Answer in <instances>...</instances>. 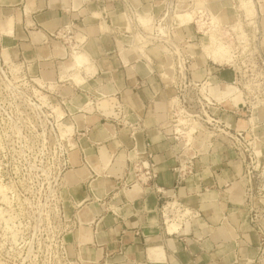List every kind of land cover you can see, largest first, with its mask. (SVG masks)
Returning <instances> with one entry per match:
<instances>
[{
    "label": "crops",
    "instance_id": "obj_1",
    "mask_svg": "<svg viewBox=\"0 0 264 264\" xmlns=\"http://www.w3.org/2000/svg\"><path fill=\"white\" fill-rule=\"evenodd\" d=\"M127 1L135 12L154 19L162 5V0ZM252 1L264 32V0ZM235 2L207 0L208 9L227 24L235 20ZM0 18L5 31L10 26L13 30L7 38L8 57L24 60L36 79L58 84L63 73L75 75L82 69V84L67 80L69 86L60 88L70 99L78 135L70 156L72 168L65 175L68 216L74 224L69 242L76 264H260L252 213L246 202L243 205L238 183L245 167L237 151L214 140L207 152L199 143L210 144V140L200 136L195 142L199 150L195 171L179 182L174 169L191 152L184 153L169 138V105L176 91L163 73L170 72L173 58L156 53L150 61L140 54L134 46L139 28L126 30L122 0H0ZM189 25L180 26L174 36L183 44L192 78L203 81L210 70L215 98L230 99L223 104L228 112L223 118L233 130L258 137L262 170L264 107L255 113L254 126L246 114L234 112V104L241 101L227 95L233 91L234 73L209 69V61L192 52L186 40L195 44L199 39ZM114 95L124 106L123 114L113 107ZM101 101L107 108L97 109L106 118L94 107ZM123 116L139 128L118 123ZM134 149L142 160L153 154L155 185L164 188V196L135 183L127 169ZM263 184V179H254L255 193ZM170 198L194 214L174 233L167 230L161 212ZM261 200L263 205H255L259 211L264 206Z\"/></svg>",
    "mask_w": 264,
    "mask_h": 264
},
{
    "label": "rangeland",
    "instance_id": "obj_2",
    "mask_svg": "<svg viewBox=\"0 0 264 264\" xmlns=\"http://www.w3.org/2000/svg\"><path fill=\"white\" fill-rule=\"evenodd\" d=\"M193 1H187L189 5L194 3L191 9L185 12L176 11L173 16L168 14L169 16L163 18L168 0H162L159 12L154 15L155 19L151 16L145 23L135 10L126 14V30L133 32L132 27L140 24L150 37L158 34V39H162V42L154 44L141 36L140 31L135 30L134 46L145 59L151 61L156 53H171L167 46L171 42L165 37L164 28L174 22L175 27L179 26L178 16L187 14L190 21L185 25L192 22L190 29L196 30L198 11L211 12L207 0ZM123 2L127 3V0ZM239 2L240 4H232L235 16L233 23L236 22L237 9L245 13L240 6L241 0ZM212 14L218 17L212 18L213 20L222 19L219 15ZM222 21L227 24L224 19ZM243 22L240 21L239 24ZM159 26L161 33L156 31ZM178 30L179 27L175 29V34ZM12 34V26L5 31L0 18V264H76L77 260L69 242L74 226L68 216L65 175L72 168L70 156L77 148L75 136L78 135L73 125L74 113L70 110V99L61 91L64 86H69L67 80L78 85L84 82L79 73L82 69L78 68L75 75L68 76L63 73L58 84H47L36 79L24 60L8 57L11 50L8 49L7 38ZM196 38L199 41L195 44V40L190 42V47L200 58L208 57L217 61V64H223L224 60L230 62L226 50L220 46L214 48L208 36L197 34ZM202 42L203 47L200 45ZM147 47L151 49L147 51ZM218 49L221 53L214 59L213 52ZM77 53L78 50L73 52V57ZM174 64L173 59L169 67ZM181 64L182 61L180 66ZM220 69L229 68L223 66ZM190 72L193 74V71ZM169 84L171 85L170 81ZM227 95L241 97L234 90ZM227 95L225 99L229 98ZM89 104L92 108V103ZM94 107L107 108L106 102ZM170 203L176 204V201Z\"/></svg>",
    "mask_w": 264,
    "mask_h": 264
},
{
    "label": "built area",
    "instance_id": "obj_3",
    "mask_svg": "<svg viewBox=\"0 0 264 264\" xmlns=\"http://www.w3.org/2000/svg\"><path fill=\"white\" fill-rule=\"evenodd\" d=\"M239 1L240 0H236V2L240 4ZM125 5V13L128 14V8H133L128 3V1L125 3ZM237 11L238 14H236L235 23L224 24L221 19V32L219 36L220 40L233 51V60L229 63L227 60H224L223 64L220 65L214 63V61L208 57L207 59L209 63H211L209 69L215 68L216 66L219 68L226 66L232 70L234 73V78L231 82V86L236 88L237 92L241 94L240 105L237 106L233 103L235 105L234 112L236 114H246L248 120H250L252 122V126H254L255 113L260 108L264 107V53L262 50V44L264 43V32L261 28L260 15L258 13L255 17L257 24L251 25L248 24L246 20L244 21V14L238 9ZM206 19H208V17H206ZM240 21H244L243 24H239ZM195 25L197 27L196 34H202V36H208V38H210V34L207 35L204 33V31L199 30L198 24L196 22ZM234 26L238 28L242 27V31L241 29L237 30L238 28L234 29ZM177 27L180 26H176V28ZM204 30L208 31L209 29ZM186 42L189 43L191 41L186 40ZM200 45L202 46V43H200ZM179 75L180 72H177L175 74L176 80L173 78L172 81H170V86L174 87L176 94L171 98L169 105L168 116L170 119V126L172 128V134L169 136V138L172 137L171 139L176 141L181 146V149L184 153L186 150L191 152V155L188 156L184 162L179 161L178 165L174 169L178 173L179 182L194 173L195 160L199 156V150L195 149L193 146V141L189 142V136L187 134V132L193 126H195V128L198 127L192 135V138H195L194 140L204 134L210 137V147L208 148L207 152L212 150L211 143L214 140L223 141L227 146L236 150L240 159L244 163V175L249 176V174L254 172L252 183L247 189L249 197L246 203L250 209V212L252 213L253 230L257 234L259 240V249L261 251L259 263L261 264L264 260V206L262 211H259V209L255 208V205L257 203L263 205L261 198H264V184L261 186L260 190L257 191V193H255L253 187V181L255 178H261L264 182V168L261 170L259 165V168L256 170L254 166L255 163L260 159L256 151L258 137L254 136L253 134L248 136L245 132L233 130L223 118V115L228 113L223 108L225 101L219 103L214 100L208 93L209 91H207L206 87L204 86L207 83H212V73L210 70H208V75L203 81L194 80L191 76L190 70L186 72L184 79H181ZM111 98L114 103L113 107L118 113L123 114L124 106L119 103L117 95H114ZM99 112L102 114V116H104V118H106L104 111ZM72 118L74 117L72 116ZM181 120L183 121L182 123ZM117 122L123 126L127 125L134 130L139 128L138 126L133 127L134 125L130 124L125 119V116H123ZM182 144H184V146ZM133 152L137 153L136 158L131 159L129 154L127 169L130 173L134 174L136 181L135 183L148 188L150 191L155 190L157 193L164 196V188H160L155 185V180L158 178V174L154 171L155 164L153 162V154L147 153V159L142 160L140 158L141 154L136 149H134ZM175 201L178 203V208L180 210L189 211L186 210L176 198H170L169 201H166L165 204L161 206V212L167 230L169 228L168 223H178V220L177 218L175 219L174 214H170V217L172 218L168 219L166 217V211L168 210L170 202ZM193 215V212H188V217Z\"/></svg>",
    "mask_w": 264,
    "mask_h": 264
},
{
    "label": "bare ground",
    "instance_id": "obj_4",
    "mask_svg": "<svg viewBox=\"0 0 264 264\" xmlns=\"http://www.w3.org/2000/svg\"><path fill=\"white\" fill-rule=\"evenodd\" d=\"M187 1H189V0H168V2H167V8H166V10H165V14H164V17L163 18H165V17H167V16H169V15H171V16H173V14H174V12H176V11H178V12H185V11H187L188 9H191V7L194 5V3L192 4V5H189V4H187ZM192 2H194L193 0H191ZM185 5H187L186 6V8H184L185 7ZM184 6V7H183ZM240 6H242V8L245 10V13L247 14V16H246V14L244 13V21L246 20L247 21V23L248 24H251V25H256L257 24V21H255V17L257 16V11H256V7H255V5H254V3H253V1L252 0H241V5ZM129 10L128 11H132L133 9H131V8H128ZM197 10V9H196ZM199 10V9H198ZM169 14V15H168ZM138 15H139V18L144 22V21H149V18H151V16H149V14L148 15H143V14H140V13H138ZM177 15V14H176ZM250 16H252V17H250ZM176 17V16H175ZM206 17H208V19H206ZM248 17H250V18H248ZM212 18H218V17H216V16H214L211 12H200V11H198V15H197V18H196V20H195V22L198 24V28H199V30L200 31H204V33L205 34H210V44L211 45H213L214 46V48H216V47H223L225 50H226V54H227V57H229V59H230V62L233 60V58H234V53H233V51L231 50V49H229V50H227L226 48H228L227 46H226V44L225 43H223L221 40H220V38H219V36H220V32H221V30H220V27H221V19L220 20H213ZM193 20V19H192ZM190 21V17L189 16H187V14H186V16H178L177 17V22L180 24L179 26H181V24H183V25H185L186 23H188ZM145 23V22H144ZM192 23V22H191ZM191 23H189V24H191ZM137 24H138V22H137ZM148 24V23H147ZM174 24L176 25V23L174 22ZM174 24L172 25H166L165 26V33H166V38H168L169 39V41L171 42V43H166L167 44V46L169 47V49H170V51H171V53H169L168 54V56H170L171 58H173L174 60H175V64L173 65V66H171L170 67V69H169V71L170 72H167V71H165L164 73H163V76L166 78V79H170L169 81H172V79L174 78V80H176L175 79V74L177 73V72H180V75H179V77L181 78V79H184L185 78V76H186V72L189 70V68H188V59H187V56H186V54L184 53V47H183V44H182V42L181 41H179L175 36H174V32H175V26H174ZM140 24H138V28H139V30L138 31H140L141 33H139L141 36H144V38L145 39H149L150 41H152V42H154V44L156 43H158V42H162L160 39H158V37H157V35L156 36H154V37H150V35L149 34H146L145 33V29H144V27L143 26H140ZM234 29L236 28H238V27H233ZM163 29V30H164ZM204 29H209L208 31H205ZM239 29H241V31H242V27H239L237 30H239ZM156 31H158L159 33H161V31H160V26L158 27V28H156ZM153 35V34H152ZM145 39H143V40H145ZM165 40H167V39H165ZM164 40V41H165ZM135 44H137V43H135ZM149 46H150V44H149ZM148 48V47H147ZM173 52H175V54L173 53ZM219 52H220V50L218 49L217 51H215V52H213V57H214V59H217L218 58V56L220 55L219 54ZM142 53H144V52H142ZM221 53V52H220ZM222 54H225V53H222ZM146 55V54H145ZM225 56V55H224ZM151 59V58H150ZM222 59V58H221ZM182 61V64H181V66H180V62ZM213 61V60H212ZM76 62V61H75ZM217 62V61H216ZM215 61H214V63H216ZM229 62V61H228ZM217 64V63H216ZM221 65V64H220ZM231 85V84H230ZM205 87H206V90L207 91H209L208 93L211 95V97L214 99V100H216L217 102H219V103H221V102H223L224 100H221V101H218L216 98H215V95L213 94V91H212V89H213V87H214V85L211 83V84H205L204 85ZM231 88L234 90V92L235 93H238L237 92V89L236 88H233L232 86H231ZM240 94V93H239ZM241 95V94H240ZM239 99H241V97H239ZM232 100V99H231ZM177 101V100H176ZM229 101H230V99H228V100H225V103H229ZM234 102V101H233ZM182 119V118H181ZM183 120V119H182ZM181 120V123L183 122ZM198 128V127H197ZM197 128H195V126H193L188 132H187V134H188V136H189V142L190 141H193V146L195 147V142H196V140H194L195 138H192V135H193V133L196 131V129ZM180 130V129H179ZM182 130V129H181ZM201 137H206V139L208 138H210L208 135H201ZM187 139V138H186ZM226 139V138H225ZM183 146H184V144H182ZM199 147H200V149H204V150H208V148L210 147V144H207L206 142L204 143V142H200L199 143ZM186 152H190V151H188V150H186ZM185 152V153H186ZM136 154L137 153H135V152H132L131 154H130V158L131 159H134V158H136ZM259 165H260V163H259V161L258 162H256L255 163V169L257 170L258 168H259ZM253 173L254 172H252L251 174H249V176H245L244 174L241 176V180H240V182H238L240 185H241V187H242V190H243V205L245 204V202L247 201V199H248V197H249V195H248V193H247V189L250 187V185H251V183H252V178H253ZM177 205V206H176ZM188 210V209H187ZM188 212L189 211H182V210H180L179 208H178V203L176 202V204L175 203H170L169 204V206H168V210L166 211V217L169 219V218H172V217H170V214H175V219L177 218V220H178V223L177 224H175L174 222H172V223H168L169 224V231L170 232H172V233H174L176 230H177V228L179 227V226H181V224L180 223H182L185 219V217L187 216L188 217ZM187 219V218H186ZM261 264H264V260L262 261V263Z\"/></svg>",
    "mask_w": 264,
    "mask_h": 264
}]
</instances>
